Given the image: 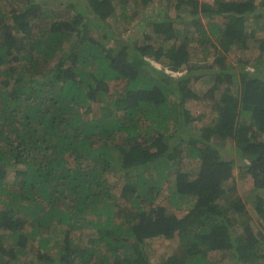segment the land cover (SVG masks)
Here are the masks:
<instances>
[{"label":"trees","instance_id":"16d2710c","mask_svg":"<svg viewBox=\"0 0 264 264\" xmlns=\"http://www.w3.org/2000/svg\"><path fill=\"white\" fill-rule=\"evenodd\" d=\"M165 1L129 42L115 21L135 24L153 0H0V264L28 240L43 264H264V2ZM249 49L258 61L236 74L229 55ZM192 91L215 114L198 130ZM165 193L184 216L159 204ZM84 229L88 246H73ZM59 235L56 256L43 253ZM153 239L175 244L158 263Z\"/></svg>","mask_w":264,"mask_h":264},{"label":"rangeland","instance_id":"374dc122","mask_svg":"<svg viewBox=\"0 0 264 264\" xmlns=\"http://www.w3.org/2000/svg\"><path fill=\"white\" fill-rule=\"evenodd\" d=\"M30 1V0H29ZM39 1V0H36ZM62 2L65 3H71V4H79L81 5L83 2L85 3V0H61ZM201 2H212L213 0H200ZM260 2H264V0H258L257 3ZM166 1L165 0H153V6L148 8L145 11H141L139 8H137V11L139 10V15L137 16V20L135 22V24H131L130 26H126V28L123 26V21L121 19H119L120 21L116 20L115 22L116 25L115 28L119 29L118 32L123 33L125 39H127V41L131 42V40H136L139 39V41H142L143 39H141V30L145 27L144 24L137 26L138 22L140 21L141 24V20L143 19H147L149 16H151L153 14L154 8H161V7H165L167 8L168 5H165ZM1 6L4 7V5L2 3H0ZM54 5V4H53ZM172 6V4L170 5ZM260 9L262 11H264V6H262L261 4H259ZM9 10V8H8ZM170 14H174L172 11V8L170 7ZM217 23H221V19H217L216 20ZM248 22H251V20H249ZM125 25V24H124ZM120 27V28H119ZM248 31L250 29H247ZM122 35V36H123ZM123 37V39H124ZM143 38V37H142ZM258 57H259V53L256 51H251L249 49V51L247 53L244 54H237V53H232L231 55H229V61H228V67L229 68H233L235 70H233L236 74L239 73L241 67H245L247 70H252V66L254 63H256L258 61ZM264 56H261L260 59L263 60ZM212 61V57H208L207 62L204 63H200L201 65H212L211 63ZM155 66L158 69H162V67L160 65L155 64ZM166 70H168L167 68H165ZM207 71V69L205 70ZM171 75H177L174 74L172 72H168ZM197 75V74H196ZM194 75V79L191 80V88H194L195 90L198 91H206L208 90L211 81H209V78L207 77H201V78H196ZM121 88V83L120 82H112L109 83L108 85V92L109 94H114L116 91H120ZM187 108L190 109L191 111V119H192V127L195 130H198L202 127H206L208 126V124L213 123L215 120V114L212 113L211 111V104H209V101H205V99L201 98L200 96H198V94L194 91L190 92L188 95V100H187ZM93 111H97L95 110V108L93 109ZM194 129H192V131H194ZM214 141V138L211 139V141ZM223 153H225V155L227 156V158H236L237 154L235 152V149L231 146L229 148H224ZM238 158V157H237ZM188 160L185 159L184 163L187 164ZM185 167V166H184ZM119 174H110L109 178L112 182V184H115L116 187L113 189L112 193L117 194L118 192H120V188H121V180L119 178ZM9 179H11V175H9L8 177ZM236 188L238 191V194L241 196V198L248 203V206L251 205V201L253 199V197L255 196V191L253 188V181L252 178L249 175H241L237 181H236ZM159 204H161L162 206L166 207L169 211L173 212L175 215L177 214L178 216H184L187 212L188 207L186 206V204L180 203V208H176L173 207L171 204V201L167 198V193H165V196H162L161 198H159L158 200ZM157 203V202H155ZM123 202V206H124ZM127 205V204H126ZM127 207L129 208V205H127ZM124 207V208H127ZM26 214H28L27 212H25ZM26 220H29V216H27ZM61 229H63V227H60ZM264 230V228H263ZM88 232L89 230L84 229L82 231H78L77 233H74L75 236H73V246L78 247V248H83L85 246H88L89 244V236H88ZM61 235H59L58 237H55L54 240L50 246H52L51 248H53V250H49L47 249L45 252L48 254L49 256H52V258H54L56 256V248L58 246V244L60 243L61 240ZM16 239L14 240L13 238H8L7 241L3 244L5 249H15L16 247H18L17 245L15 246ZM39 243V242H38ZM38 243L37 242H33L32 240H28V243L26 244V246L24 247V253L21 255H17L18 256V261L15 264H43L42 261L39 260V258L36 256L37 251H38ZM57 243V246H56ZM173 247H175L174 242L172 241H168V240H164V239H153L150 241V248H149V254L151 256V260L152 262L158 263V261L161 258L166 257L167 255L170 254V252L172 251ZM60 256V255H59ZM57 256L55 258V261L52 264H58ZM227 257V256H226ZM5 260H7L8 262H14V260L11 258L10 256L7 255V257L5 258ZM218 264H229V261H227L226 259H223V261H220Z\"/></svg>","mask_w":264,"mask_h":264},{"label":"clouds","instance_id":"9594fccd","mask_svg":"<svg viewBox=\"0 0 264 264\" xmlns=\"http://www.w3.org/2000/svg\"><path fill=\"white\" fill-rule=\"evenodd\" d=\"M260 11H262L261 9H260ZM263 12V11H262ZM179 74V73H178Z\"/></svg>","mask_w":264,"mask_h":264}]
</instances>
